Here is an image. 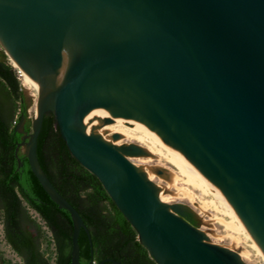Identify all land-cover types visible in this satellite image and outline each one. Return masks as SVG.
I'll return each mask as SVG.
<instances>
[{"label": "water", "instance_id": "95a60500", "mask_svg": "<svg viewBox=\"0 0 264 264\" xmlns=\"http://www.w3.org/2000/svg\"><path fill=\"white\" fill-rule=\"evenodd\" d=\"M0 43L40 87L32 131L16 156L19 166V153L27 157L52 200L70 212V264H82V229L93 242L39 161L49 112L157 264L245 263L207 240L193 209L160 199L128 158L148 156L147 149L114 145L96 134L103 127L142 131L161 145L216 192L264 251V0H0ZM107 262L125 264L111 257L88 264Z\"/></svg>", "mask_w": 264, "mask_h": 264}, {"label": "trees", "instance_id": "16d2710c", "mask_svg": "<svg viewBox=\"0 0 264 264\" xmlns=\"http://www.w3.org/2000/svg\"><path fill=\"white\" fill-rule=\"evenodd\" d=\"M28 100L20 76L7 54L0 55V220L7 243L22 264H70L73 220L60 208L33 173L27 157L16 146L32 131ZM25 118L24 130L17 129ZM42 168L60 193L80 212L89 228L93 246L84 229L79 236L80 262L115 258L125 264H157L138 234L118 209L96 175L71 153L54 113L45 115L38 138ZM30 209L38 213L43 224ZM194 224V223H193ZM46 227V229L44 228ZM50 232L51 236L48 235ZM10 264L8 260L1 264ZM105 264H109L108 262Z\"/></svg>", "mask_w": 264, "mask_h": 264}, {"label": "rangeland", "instance_id": "374dc122", "mask_svg": "<svg viewBox=\"0 0 264 264\" xmlns=\"http://www.w3.org/2000/svg\"><path fill=\"white\" fill-rule=\"evenodd\" d=\"M2 52L6 54L4 47L0 43V55ZM7 60L13 64V66L16 68L20 76V82L29 103L28 118L32 121V119L36 115L39 97L36 94V92L26 83L25 75L21 72V68L18 65L17 66L14 65L13 59L8 54H7ZM107 141L111 142L112 141L111 137L110 140ZM130 142L137 143L142 147H144L140 142L136 140H129V139L121 140L122 144L130 143ZM148 157L149 156H143V155L128 156L129 160H131L133 164L136 167H138L141 171L145 172L146 170L147 171L152 170L154 172L155 177L152 180V182L157 186L159 196L160 195L164 196L163 201L165 203L169 205L181 204L193 209L199 215L200 218L198 228L206 235L207 240L210 241L211 243L218 244L238 252L245 264H264V258L261 255H259V253H257V251L251 246L250 244L251 240L247 238L245 234L239 232H233L225 226L224 222L222 223L223 220L230 221L231 216L224 212L225 209L219 204V202L215 199V197L212 194H203L199 190L187 186L180 179L175 181L173 179V175L174 173H176V175H179V173L176 171V167L172 163L168 162L165 159L146 160ZM156 169H162L163 174H158L156 172ZM174 181L177 183L174 184ZM182 188L184 189L187 188L185 190L191 188L190 190L193 191V193L195 194L194 198L193 199L188 198L189 196H187L184 193V191H181ZM200 195H203L204 197ZM205 200L216 201V205L218 206V208L216 209L215 205L214 206L211 205L210 207H206V208L202 207L203 202ZM30 212L35 218H37L39 222L43 224V221L41 220L40 216L36 211L30 209ZM44 228L46 229L45 226ZM48 235L51 236L50 232H48ZM3 260H8L10 264H22V260L20 256L12 249V247L6 241L4 236L3 224L2 221L0 220V264L1 261Z\"/></svg>", "mask_w": 264, "mask_h": 264}, {"label": "bare ground", "instance_id": "6f19581e", "mask_svg": "<svg viewBox=\"0 0 264 264\" xmlns=\"http://www.w3.org/2000/svg\"><path fill=\"white\" fill-rule=\"evenodd\" d=\"M13 63L16 66L18 65L15 61ZM21 72L25 75L26 83L29 85V87H31L36 92V94L38 95V97L40 99V97L42 95H41L39 84L37 82H35L24 70L21 69ZM36 114H37V111H36ZM115 132H118L121 134V139L113 141L111 138L112 144L121 145L122 139L136 140V141L140 142L144 146L145 149L148 150V152H149L148 156L149 157L146 160H153V159L164 160L165 159L168 162L172 163L176 167V171L179 173V175H176V173H174L173 179L175 181L180 179L187 186H190L191 188L197 189L200 192H202L203 194H212L215 197V199L219 202V204L225 209L224 212L231 216L230 221L223 220L222 223L224 222L225 226L233 232H239V233L245 234L246 237L251 240V243H250L251 246L257 251V253H259V255H261L264 258V251L258 245V243L255 241L253 235L251 234V232L247 228V226L244 223H242L237 217L234 216V214L226 207V205L223 203V201L220 199V197L216 194V192L206 182H204L201 178H199L191 169H189L185 164H183L181 161H179L177 158H175L172 154H170L161 145L156 143L154 140H152L148 135H146L142 131L129 129V128L122 126V125H110V126H106V127L99 129L96 134L100 135L104 140L107 141V140H110L111 135ZM145 173H146L148 179H150V180L154 179L155 174L152 170H148V171L146 170ZM175 181H174V184L177 183ZM182 189H184V188H182ZM182 189H181V191H184V193L187 196H189L188 198H192V199L194 198L195 194L193 193V191H191L189 188H188V190H190V191L185 190L187 188H185L184 190H182ZM200 196H203V195H200ZM160 199L163 201L164 196L160 195ZM211 205H213V206L215 205L216 209L218 208V206L216 205V201H214V200H212V201H206L205 200L203 202L202 207L206 208V207H210ZM213 210H214V208H213ZM218 212H219V210H218ZM238 241H240V240H238Z\"/></svg>", "mask_w": 264, "mask_h": 264}, {"label": "flooded vegetation", "instance_id": "af4514ba", "mask_svg": "<svg viewBox=\"0 0 264 264\" xmlns=\"http://www.w3.org/2000/svg\"><path fill=\"white\" fill-rule=\"evenodd\" d=\"M187 219L191 222V223H196L195 220L193 219V217L191 216L190 213H187Z\"/></svg>", "mask_w": 264, "mask_h": 264}]
</instances>
